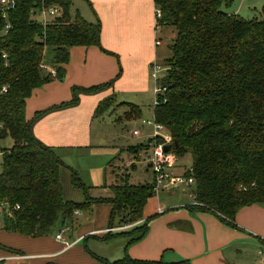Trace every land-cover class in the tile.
Returning a JSON list of instances; mask_svg holds the SVG:
<instances>
[{"label": "trees", "instance_id": "obj_1", "mask_svg": "<svg viewBox=\"0 0 264 264\" xmlns=\"http://www.w3.org/2000/svg\"><path fill=\"white\" fill-rule=\"evenodd\" d=\"M13 1L6 19L0 8V140L12 141L10 148L1 150L0 200L7 205L1 229L31 239L48 237L63 230L75 212L108 202L112 206L108 229L116 228L111 223L118 217L121 230L101 239H124L126 252L146 237L153 220L143 219V209L154 195V179L150 185L111 186L110 199H90L85 193L83 203L64 201L59 177L63 162L55 149L40 143L31 132L44 115L75 107L79 94H94L114 81L73 88L69 102L38 112L30 121L25 118L26 100L35 89L64 80L71 48L103 51L100 22L89 23L78 11L72 14L73 0ZM232 4L233 0H154L161 13L156 28H173L175 39L157 81L153 119L171 136L169 152L178 159L190 157L183 178L193 179L196 204L188 209L211 213L236 228L240 209L264 207V5L261 19L245 20L228 13ZM50 8L58 9L60 15L43 26L40 11ZM6 25L9 28L3 34ZM4 87L6 92L1 93ZM115 100L112 94L100 101L92 118L119 108L122 115L115 121L140 119L138 106ZM150 143L148 139L146 145L127 150L137 155ZM71 178L75 188L85 190L75 172ZM91 255L100 264H191L184 259L134 260L126 253L109 262Z\"/></svg>", "mask_w": 264, "mask_h": 264}, {"label": "crops", "instance_id": "obj_2", "mask_svg": "<svg viewBox=\"0 0 264 264\" xmlns=\"http://www.w3.org/2000/svg\"><path fill=\"white\" fill-rule=\"evenodd\" d=\"M72 7H75L73 13L78 11L85 21L100 22L103 51L97 47L71 48L64 80L53 81L32 92L26 100V120L30 121L38 112L69 102L73 88L89 89L114 83L94 94H79L77 106L50 112L33 124L34 138L56 151L88 146L91 139L89 119L92 122L100 101L123 91L135 94L146 91L150 65L155 62L160 46L156 45L154 0H73ZM228 13L238 15L239 12L230 7ZM45 69L50 70V67ZM83 105L88 109H83ZM146 206L143 219L153 218L148 233L126 252L124 243L122 257L126 253L131 259L141 261L184 259L191 264H264V207L253 205L240 209L235 215L236 228H231L215 215L191 211L187 206L183 208L185 205L173 209L165 205H153L152 209ZM82 238V234L75 239L71 237L74 239L71 243L77 245ZM68 240L69 237L64 242L50 237L31 239L0 232V247H4L0 249V259L1 262L5 259L14 262L21 261L19 258L51 257L62 264H75L80 259L79 251L72 246L66 247ZM5 251L12 253L6 255Z\"/></svg>", "mask_w": 264, "mask_h": 264}, {"label": "rangeland", "instance_id": "obj_3", "mask_svg": "<svg viewBox=\"0 0 264 264\" xmlns=\"http://www.w3.org/2000/svg\"><path fill=\"white\" fill-rule=\"evenodd\" d=\"M74 5H76L74 3ZM264 0H233L231 8L237 10L238 16L245 20L254 18L261 19V9ZM71 8V12L73 13ZM37 20L39 18L36 17ZM156 39L160 46L157 48V58L155 64L159 67V78L164 74L165 60L171 57L170 46L175 39V30L168 27H160L155 31ZM51 57V52L47 51L46 60ZM151 66V65H150ZM47 67V66H45ZM119 76L121 67L118 66ZM152 72V67H151ZM146 87V91L138 93H128L123 91L122 94L116 95V104L129 103L139 106L142 111L140 119L130 122L115 121L117 116L122 115V109L117 108L115 112L110 111L104 113L100 118H94L92 122L89 119V131L91 135L90 142L87 147H76L72 149L59 148L56 154L63 162L60 168V184L63 190V199L74 202L83 203L85 201V193L90 199H110L112 198L111 186L127 183L128 185H147L153 183V174L148 166L149 159L152 157V149L141 150L137 155L130 153L127 149L137 145H146L151 133L152 127L142 125V121L153 122V102L155 99V81L151 77ZM83 109H88L87 105H83ZM133 131H138V135L134 136ZM12 146L10 138L0 141V171L2 163V149H8ZM81 146V145H79ZM66 148V147H65ZM58 150V149H57ZM174 155V154H173ZM175 156V155H174ZM176 157V156H175ZM177 158V157H176ZM191 164L190 157H184L176 160L171 171L174 175L183 177L185 169ZM171 169V170H172ZM71 172H75L79 182L83 184V189L75 188L72 184ZM194 185L186 183L176 186H167L161 188L156 194L148 200L146 209L154 207H178L185 205V209L194 204L193 192ZM187 206V207H186ZM112 206L108 202L96 203L90 209L79 211V215H74L72 220H68L63 230L55 231L51 234V239H55L56 234H61L63 239L69 240L70 244L79 234L83 238L72 246L78 252V262L75 264H100V261L91 254L100 259L112 262L122 258V247L125 240L122 238H114L110 240H102L101 237L106 234L90 233L91 231H101L107 229L110 225V213ZM178 209L177 211H180ZM112 226L115 232L121 230L118 228V217L113 218ZM0 232L5 234L0 227ZM73 237L74 239H71ZM61 242H64L62 240ZM4 247H0L3 249ZM6 255H11L12 251H5ZM14 260V262L5 261L0 264H62L58 259L52 260L51 257L44 259L29 258L24 260ZM86 260H89L87 262Z\"/></svg>", "mask_w": 264, "mask_h": 264}, {"label": "built area", "instance_id": "obj_4", "mask_svg": "<svg viewBox=\"0 0 264 264\" xmlns=\"http://www.w3.org/2000/svg\"><path fill=\"white\" fill-rule=\"evenodd\" d=\"M0 8H1V16L6 19L8 12L11 11L14 8V1L13 0H0ZM60 15V12L56 8H50L48 10H42L40 11L39 18H40V23L41 25H45L48 23L51 19L58 17ZM161 16L160 11L154 7V17H155V22L157 19H159ZM9 28L8 25H6L5 30L3 34L6 33L7 29ZM155 30L156 24H155ZM156 45H159V41H156ZM3 58H5V55H3ZM152 67V72H151V77L155 81V94L158 92L157 89V81L159 80V67H157L155 64L151 65ZM150 67V70H151ZM6 88L4 87L1 91V93H5ZM156 104V100L154 99L153 102V108ZM142 125L146 126H151L152 127V133L149 137L151 139L150 147L152 149V157L149 159L148 166L150 167L153 178H154V193L156 194L161 188H166L167 186H176L178 184L186 183L188 185H194L193 179H186L183 177H179L174 175L171 172V169L174 167L176 163V157L170 153L169 151L167 153H164L163 147L165 145H169L172 142L171 136L169 133H167L163 127L160 124L155 123L154 119L153 122H148V121H142ZM3 126L0 124V132L2 131ZM139 133L138 131H133V135L137 136ZM1 141V140H0ZM2 155V153H1ZM194 200V199H193ZM194 202V206H195ZM7 207L6 203L0 200V227H1V219L3 212L5 208ZM19 207L16 206L14 210H18ZM74 215H79V212H75ZM114 229H106L103 231L104 233H109V232H114ZM55 239L58 241L64 240L61 236V234H56ZM74 243L70 244H65L66 247H71L73 246ZM2 259H0V262Z\"/></svg>", "mask_w": 264, "mask_h": 264}, {"label": "water", "instance_id": "obj_5", "mask_svg": "<svg viewBox=\"0 0 264 264\" xmlns=\"http://www.w3.org/2000/svg\"><path fill=\"white\" fill-rule=\"evenodd\" d=\"M174 145L176 146V143H174ZM169 150H170V146H169V145H165V146L163 147V151H164V153H167Z\"/></svg>", "mask_w": 264, "mask_h": 264}]
</instances>
